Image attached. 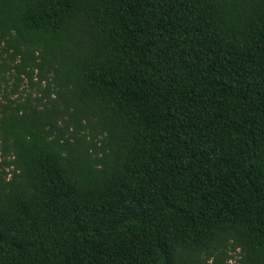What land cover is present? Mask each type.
Listing matches in <instances>:
<instances>
[{"label":"trees","instance_id":"obj_1","mask_svg":"<svg viewBox=\"0 0 264 264\" xmlns=\"http://www.w3.org/2000/svg\"><path fill=\"white\" fill-rule=\"evenodd\" d=\"M0 159V264H264V0H0Z\"/></svg>","mask_w":264,"mask_h":264},{"label":"rangeland","instance_id":"obj_2","mask_svg":"<svg viewBox=\"0 0 264 264\" xmlns=\"http://www.w3.org/2000/svg\"><path fill=\"white\" fill-rule=\"evenodd\" d=\"M19 92L22 94L23 97H25V95H28L29 93L33 94V96L36 95V92H35L34 90H31V89L27 86L26 83H24V84L21 86ZM0 160H1V159H0ZM234 263H235L234 260H232V261L230 262V264H234Z\"/></svg>","mask_w":264,"mask_h":264}]
</instances>
